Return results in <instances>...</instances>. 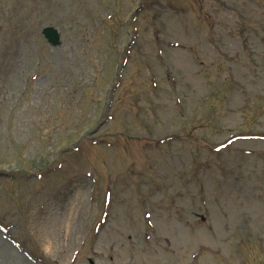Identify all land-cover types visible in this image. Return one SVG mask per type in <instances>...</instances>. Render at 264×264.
Listing matches in <instances>:
<instances>
[{"label":"rangeland","instance_id":"obj_1","mask_svg":"<svg viewBox=\"0 0 264 264\" xmlns=\"http://www.w3.org/2000/svg\"><path fill=\"white\" fill-rule=\"evenodd\" d=\"M4 239L28 264H264V0H0Z\"/></svg>","mask_w":264,"mask_h":264},{"label":"bare ground","instance_id":"obj_2","mask_svg":"<svg viewBox=\"0 0 264 264\" xmlns=\"http://www.w3.org/2000/svg\"><path fill=\"white\" fill-rule=\"evenodd\" d=\"M69 223V222H67ZM53 224V226H58L59 228H62L60 225L61 224H57V222L55 221L54 223L51 221V225ZM49 225H47V223H42L38 229H40V235L42 236V240H46L47 243V247H55V238L53 236H51L50 234V229H48ZM50 227V226H49ZM68 227H65V229L63 230V233L66 234L68 231H66V229H68ZM38 233V234H39ZM67 236V234L65 235ZM64 236V237H65ZM19 252L21 253V251L17 248L14 247L9 241H7L6 239L4 240H0V259L1 258H11V260L8 261V264H24L25 260L24 258L21 256V254H19ZM28 264V263H25Z\"/></svg>","mask_w":264,"mask_h":264},{"label":"water","instance_id":"obj_3","mask_svg":"<svg viewBox=\"0 0 264 264\" xmlns=\"http://www.w3.org/2000/svg\"><path fill=\"white\" fill-rule=\"evenodd\" d=\"M42 33H43V35L47 38V40H48L51 44L55 45V44L58 43L59 35H58L56 29L51 28V27H46V28H44V29L42 30ZM93 131H94V130H93ZM93 131H92V132H93Z\"/></svg>","mask_w":264,"mask_h":264}]
</instances>
